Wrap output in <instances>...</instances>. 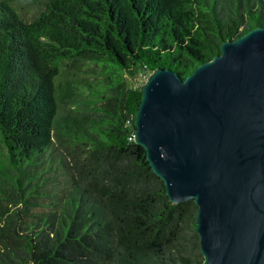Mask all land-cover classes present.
Masks as SVG:
<instances>
[{"label": "trees", "instance_id": "obj_1", "mask_svg": "<svg viewBox=\"0 0 264 264\" xmlns=\"http://www.w3.org/2000/svg\"><path fill=\"white\" fill-rule=\"evenodd\" d=\"M264 27V0H0V264H203L136 144L143 85Z\"/></svg>", "mask_w": 264, "mask_h": 264}, {"label": "water", "instance_id": "obj_2", "mask_svg": "<svg viewBox=\"0 0 264 264\" xmlns=\"http://www.w3.org/2000/svg\"><path fill=\"white\" fill-rule=\"evenodd\" d=\"M135 131L171 202L197 205L203 264H264V27L186 79L154 70Z\"/></svg>", "mask_w": 264, "mask_h": 264}, {"label": "rangeland", "instance_id": "obj_3", "mask_svg": "<svg viewBox=\"0 0 264 264\" xmlns=\"http://www.w3.org/2000/svg\"><path fill=\"white\" fill-rule=\"evenodd\" d=\"M148 73L147 72H144V73H140L138 75L137 78H129V81H130V85L133 86L134 88H137V87H140V86H144V84L147 82L148 80Z\"/></svg>", "mask_w": 264, "mask_h": 264}]
</instances>
